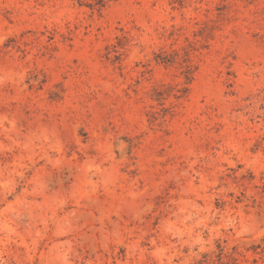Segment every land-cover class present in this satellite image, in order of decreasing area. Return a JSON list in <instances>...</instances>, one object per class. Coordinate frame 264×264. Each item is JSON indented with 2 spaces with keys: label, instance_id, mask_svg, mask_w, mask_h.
Instances as JSON below:
<instances>
[{
  "label": "rangeland",
  "instance_id": "374dc122",
  "mask_svg": "<svg viewBox=\"0 0 264 264\" xmlns=\"http://www.w3.org/2000/svg\"><path fill=\"white\" fill-rule=\"evenodd\" d=\"M0 264H264V0H0Z\"/></svg>",
  "mask_w": 264,
  "mask_h": 264
}]
</instances>
